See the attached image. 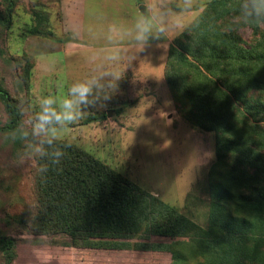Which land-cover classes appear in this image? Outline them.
<instances>
[{
    "label": "rangeland",
    "instance_id": "rangeland-1",
    "mask_svg": "<svg viewBox=\"0 0 264 264\" xmlns=\"http://www.w3.org/2000/svg\"><path fill=\"white\" fill-rule=\"evenodd\" d=\"M210 1L67 0L66 6L84 13L78 23L81 33L68 28L58 0L18 1L11 27L0 26V82L23 113L18 129L0 131V233L17 240L14 264H75L80 255L71 244L75 228L80 238L112 237L131 242L132 248L152 241L209 239L203 227L209 221V177L217 158V135L190 122L189 100L176 93L165 73L175 38ZM36 6L43 11L40 35L28 33V26L37 23ZM143 27L148 31L142 33ZM240 34L249 40L251 29L243 27ZM27 68L30 76L25 82ZM79 83L91 87L87 103L77 105L80 118L34 132L42 100L51 96L60 111L65 99H76L69 89ZM104 113L106 118H97ZM7 120L0 101V126ZM48 140L68 141L88 151L137 184L145 196L95 195L77 200L35 189L36 179H106ZM82 201L104 209L180 214L194 224L59 228L34 217L40 205L68 207ZM58 229L61 233L55 234ZM95 255L99 256L93 258L94 264H170L168 254L153 249ZM0 264H7L1 247Z\"/></svg>",
    "mask_w": 264,
    "mask_h": 264
},
{
    "label": "trees",
    "instance_id": "trees-1",
    "mask_svg": "<svg viewBox=\"0 0 264 264\" xmlns=\"http://www.w3.org/2000/svg\"><path fill=\"white\" fill-rule=\"evenodd\" d=\"M18 1L2 0L0 26L11 27ZM58 2L61 12V0ZM34 10L37 23L28 26V33L40 35L44 32L40 28L43 11L37 6ZM246 26L252 33L249 40L240 34ZM25 70L23 80L27 82L30 69ZM165 76L176 93L189 100L190 122L217 135V158L209 177V221L203 227L209 239L152 241L136 243L132 248L131 242L112 237L80 238L75 228L71 244L80 252L76 264H94L93 258L99 256L95 254L131 249L136 253L153 249L168 254L170 264H264V7L259 0L210 1L201 16L175 38ZM0 101L8 113L0 131L18 129L23 123L22 110L2 82ZM106 116L104 113L97 118ZM47 126L56 127L57 123ZM52 144L106 179H36L35 189L72 195L77 200L95 195H144L137 184L79 146L64 140H52ZM84 202L68 207L40 205L34 217L56 223L59 228L78 224L96 228L123 224L185 228L194 224L180 214L104 209ZM16 242L15 237L0 233L7 264H14Z\"/></svg>",
    "mask_w": 264,
    "mask_h": 264
},
{
    "label": "clouds",
    "instance_id": "clouds-1",
    "mask_svg": "<svg viewBox=\"0 0 264 264\" xmlns=\"http://www.w3.org/2000/svg\"><path fill=\"white\" fill-rule=\"evenodd\" d=\"M259 3L264 7V0H259ZM147 27L141 28V32H147ZM91 92V87L87 83L74 84L70 89L69 93L72 97L76 99H65L61 104V110L57 111L54 107L56 101L51 97H46L42 100L41 113L38 117V123L35 126L34 132L38 129L39 131H44L46 126L56 122L68 123L78 120L80 118V111L77 107L79 104H86L87 97ZM48 143L51 144L52 140H48ZM61 153H57V156Z\"/></svg>",
    "mask_w": 264,
    "mask_h": 264
},
{
    "label": "crops",
    "instance_id": "crops-1",
    "mask_svg": "<svg viewBox=\"0 0 264 264\" xmlns=\"http://www.w3.org/2000/svg\"><path fill=\"white\" fill-rule=\"evenodd\" d=\"M65 1L67 0H61V10L63 13L62 17H67V21H68V28L73 30L76 33H81L80 32V28L78 26L79 23V17H83L84 13H81L80 11H78L77 9L74 8L73 6V10L71 9V6H66ZM81 2V0H79V3ZM82 35V34H81ZM73 249L75 250V248L73 247ZM76 264V259L74 258L73 261Z\"/></svg>",
    "mask_w": 264,
    "mask_h": 264
},
{
    "label": "water",
    "instance_id": "water-1",
    "mask_svg": "<svg viewBox=\"0 0 264 264\" xmlns=\"http://www.w3.org/2000/svg\"><path fill=\"white\" fill-rule=\"evenodd\" d=\"M141 10L146 13V6L142 5ZM108 115H111V113H108Z\"/></svg>",
    "mask_w": 264,
    "mask_h": 264
}]
</instances>
